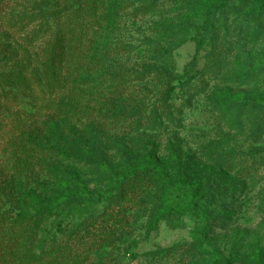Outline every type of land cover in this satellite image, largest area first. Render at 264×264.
Returning a JSON list of instances; mask_svg holds the SVG:
<instances>
[{
  "label": "rangeland",
  "instance_id": "obj_1",
  "mask_svg": "<svg viewBox=\"0 0 264 264\" xmlns=\"http://www.w3.org/2000/svg\"><path fill=\"white\" fill-rule=\"evenodd\" d=\"M99 1L55 33L61 0H4L0 221L37 219L30 257L67 235L84 264H264V0ZM124 176L108 202L63 204ZM166 177L198 186L200 214L156 224L190 203Z\"/></svg>",
  "mask_w": 264,
  "mask_h": 264
},
{
  "label": "trees",
  "instance_id": "obj_2",
  "mask_svg": "<svg viewBox=\"0 0 264 264\" xmlns=\"http://www.w3.org/2000/svg\"><path fill=\"white\" fill-rule=\"evenodd\" d=\"M159 1V0H154ZM99 0H61L60 11L56 15V28L55 33H59L61 30H66L72 17L85 16L91 18L94 11L98 8ZM9 3H4V0H0V26L9 27L10 16L8 11ZM17 18V17H16ZM39 19L38 15H25L22 14L17 18V22L22 25V29L25 32L30 29L31 25ZM10 25V24H9ZM25 25V26H24ZM11 28V25L10 27ZM32 30L29 34H33ZM51 40L45 46V54L47 58L48 76L51 84V93L53 95H61L64 91L63 80L60 69L57 66L58 55L65 52L64 44H61L60 48L53 45L52 36ZM34 37V34H33ZM32 37L31 42L35 41ZM37 40V39H36ZM39 40V39H38ZM32 47V43L31 46ZM173 53V48L158 47L157 56H168ZM77 56V55H76ZM160 69L150 71V74L159 72ZM240 99H235L238 103ZM12 154L6 158L4 167L10 166V164L17 161L20 155V150L17 147H12ZM139 172L137 175H143ZM135 179V176H124L121 179L113 181L110 188L103 193H94L90 190H83L79 194H70L64 200L63 204H68L72 198L79 199L85 197L99 202H108L112 199L118 189H120L125 183H128ZM167 184L172 189H185L190 195L189 207L186 208H170L164 214L159 215L156 219V224L171 217V216H188L201 213L202 209V197L200 196V189L197 185L188 183L184 179L174 181L172 178H165ZM38 224L37 219L34 216L27 217L25 220L17 219L11 222L0 221V264H41L43 260L47 263L53 264H84L90 258V252L81 251L78 252L71 248V241L69 236L64 235L63 241H51V244L47 248H43L41 253L36 257H30L28 244L31 239V232L29 230ZM61 238V239H62ZM25 247V253H23Z\"/></svg>",
  "mask_w": 264,
  "mask_h": 264
}]
</instances>
